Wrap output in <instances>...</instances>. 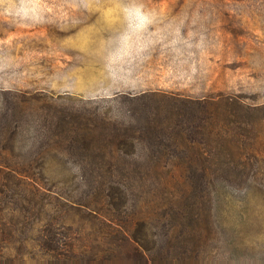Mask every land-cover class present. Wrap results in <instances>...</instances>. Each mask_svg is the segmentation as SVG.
Listing matches in <instances>:
<instances>
[{"label":"rangeland","instance_id":"1","mask_svg":"<svg viewBox=\"0 0 264 264\" xmlns=\"http://www.w3.org/2000/svg\"><path fill=\"white\" fill-rule=\"evenodd\" d=\"M62 118L159 126L175 148L191 125L206 154L143 144L93 168L78 135L57 133ZM110 191L127 205L104 203ZM176 206L183 250L167 254L176 227L162 214ZM146 216L155 262L264 264V0H0L1 264H58L42 247L48 223L87 258Z\"/></svg>","mask_w":264,"mask_h":264},{"label":"trees","instance_id":"2","mask_svg":"<svg viewBox=\"0 0 264 264\" xmlns=\"http://www.w3.org/2000/svg\"><path fill=\"white\" fill-rule=\"evenodd\" d=\"M146 95V94H144ZM139 95L134 97H129L131 101H140L145 96ZM197 105H202V101H198ZM102 125L93 124V126H85L84 129H75L74 122L69 121L65 118L60 119V121L56 124V128L58 130L57 133L62 132L65 133L64 136L68 135L67 138H71L77 136L83 141V146L86 151H88V156L92 157L94 161L91 162L93 168L97 165H104L108 168H111L113 165L115 166L121 160H125L126 156H137V148L140 145L146 144V146L158 147V149L154 151H160L164 154L173 155L175 157H182L183 159H187L188 157H204L206 152L204 149L200 148V146L191 144L193 138L191 134L193 133L191 129V125H187L184 128V134L180 133L182 130L177 132V135L180 137L184 144L183 149H179L183 146V144H178L177 148L174 145H169L167 142L169 141V137H165V133L162 131V127L159 126H143L140 125L138 127L139 136H136V131H132L134 127H125L121 130V128L113 129L110 131L111 123L107 122L104 119H101ZM125 126V124H124ZM83 132L82 134H79ZM173 132V131H171ZM170 132V136L172 133ZM161 133V134H160ZM169 133V132H166ZM61 134V135H62ZM74 134V135H73ZM154 135L153 138L148 139L151 135ZM159 134V135H158ZM63 136V137H64ZM187 136V140L186 137ZM77 139V138H76ZM186 141L189 142L186 143ZM200 144V142H199ZM174 146V147H173ZM158 161V157H150L148 163L146 165H142L145 168L149 167L150 170H154L155 162ZM139 167H142V166ZM193 163L185 164L186 168H195L193 170H205V166H194ZM143 168V167H142ZM86 170L87 167H86ZM114 193L110 191L109 194L105 197L104 203L108 201L110 206L115 205H127V195L125 192H122L118 198V203L114 202ZM109 199V200H107ZM181 199H185V196L182 195ZM67 206L75 207L77 202L66 200ZM103 202V201H102ZM85 207L91 210L90 204H84ZM177 207V206H176ZM170 207L168 210L164 211L162 214V218L166 219L167 222L170 223V227L175 226V230H167V234L165 239V248L166 253L169 254L170 249L176 245H181L180 249H182V243L184 242L182 222L184 221L185 213L183 212L182 207ZM109 209V208H103ZM158 219V216H157ZM152 224V218L150 216H146L141 220H136L132 226V230L121 231L117 230L122 236V243L118 248H114L111 246L110 242L106 244L101 243L107 241V239L103 238L99 242L93 243V247H98V250L92 253L89 257L86 258L85 251L81 249H75V247H71L68 245V236L64 235V237H58L57 233L54 231L52 225L53 223L46 224L42 231V247L45 251L53 258L57 260L58 264H71L69 262V254L74 257V261L72 264H161V262H155L150 258V253L154 250V246L148 238V230L149 226ZM165 225V224H164ZM180 232V233H178ZM182 233V234H181ZM181 234V235H180ZM180 235V236H179ZM66 238V239H65ZM75 238H71V241ZM100 244L97 245V244ZM67 247H70L67 249ZM90 248V249H91ZM120 250L124 252V256L120 255ZM64 256V257H63ZM183 260L192 262L193 259L187 260V255H182ZM0 260V264H1Z\"/></svg>","mask_w":264,"mask_h":264},{"label":"crops","instance_id":"3","mask_svg":"<svg viewBox=\"0 0 264 264\" xmlns=\"http://www.w3.org/2000/svg\"><path fill=\"white\" fill-rule=\"evenodd\" d=\"M133 55L135 56L136 54H133ZM144 55H146V57H154L155 53L147 52V53H144ZM113 57L114 59H119L121 58V55L119 53H114ZM152 88L153 86H148L147 88L144 89L143 93H146V90H152Z\"/></svg>","mask_w":264,"mask_h":264}]
</instances>
